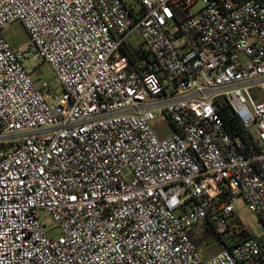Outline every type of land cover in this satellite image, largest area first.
Instances as JSON below:
<instances>
[{
    "label": "built area",
    "instance_id": "obj_1",
    "mask_svg": "<svg viewBox=\"0 0 264 264\" xmlns=\"http://www.w3.org/2000/svg\"><path fill=\"white\" fill-rule=\"evenodd\" d=\"M195 1L0 0V264H264V6ZM236 197L259 232L205 258Z\"/></svg>",
    "mask_w": 264,
    "mask_h": 264
},
{
    "label": "rangeland",
    "instance_id": "obj_2",
    "mask_svg": "<svg viewBox=\"0 0 264 264\" xmlns=\"http://www.w3.org/2000/svg\"><path fill=\"white\" fill-rule=\"evenodd\" d=\"M124 1L128 4L134 3V0H124ZM202 6L203 5L201 1L197 0L191 6L188 7V10L191 13H196L198 10L202 8ZM4 34L6 38L8 39V41L10 42V45L14 48L21 46L27 41V34L25 33L24 29L21 27V25L18 22H14L10 24L9 26H7ZM128 43L135 47L141 44V40L137 32H133L130 35L128 39ZM26 67L30 68L31 65L27 64ZM33 77L34 79L37 77L39 78V80L36 82L37 85L44 82V83H47L48 86H50L55 91H60L61 89L58 81L53 76L47 64H40L39 67L35 69ZM153 116H154V121L151 123V125L155 129L159 137H162L166 133L171 131V127L165 122V117L162 113L155 112ZM233 206L236 210L237 217L241 221H243L247 225V227L257 229L258 226H257V222L254 220V216L250 212L247 211V208L245 207L243 201L239 197H236ZM49 235L56 236L57 230L52 229L51 231H49ZM197 249L200 253L204 251L205 253H207V255L212 256V255H215L219 251L220 247L218 243L213 240V242H210L209 244H205V245L204 243L198 244Z\"/></svg>",
    "mask_w": 264,
    "mask_h": 264
},
{
    "label": "trees",
    "instance_id": "obj_3",
    "mask_svg": "<svg viewBox=\"0 0 264 264\" xmlns=\"http://www.w3.org/2000/svg\"><path fill=\"white\" fill-rule=\"evenodd\" d=\"M238 3H242L245 1H250V0H234ZM258 1L262 6H264V0H255ZM127 49V53L129 56L134 59L138 58L141 55L140 48L139 46H131L129 45ZM39 78H35L34 81L37 82ZM216 110L218 112V116L220 120L222 121L225 130L230 133L232 136H235L242 141L251 144V137L245 131L234 119L232 116L229 107L222 103V102H217L215 104ZM212 222L207 221L206 224H204L202 230L198 233V235H195L192 233L190 235V238L192 242L195 244L197 247L198 244H209L210 242H215L218 243L219 247L221 248L222 246L228 247L232 246L234 244H239L242 241L245 240V238L248 236H252L250 232H248L247 228L244 226V224L236 217L233 219V221H230L228 230L226 233L221 236L216 233H214L212 229Z\"/></svg>",
    "mask_w": 264,
    "mask_h": 264
},
{
    "label": "crops",
    "instance_id": "obj_4",
    "mask_svg": "<svg viewBox=\"0 0 264 264\" xmlns=\"http://www.w3.org/2000/svg\"><path fill=\"white\" fill-rule=\"evenodd\" d=\"M234 218H236V216L234 215L231 219H230V221H233V219ZM239 219V218H238ZM240 220V219H239ZM254 220L257 222V220L255 219V217H254ZM241 221V220H240ZM243 224H244V226L247 228V230H248V232H250V233H252V232H256V233H258L259 232V223L257 222V229H255V228H249V227H247V225L243 222V221H241ZM201 254H202V256H204L205 258H209V257H211V256H209V255H207V253H205L204 251H202L201 252ZM213 256V255H212Z\"/></svg>",
    "mask_w": 264,
    "mask_h": 264
}]
</instances>
